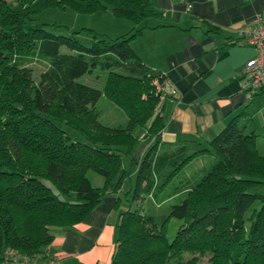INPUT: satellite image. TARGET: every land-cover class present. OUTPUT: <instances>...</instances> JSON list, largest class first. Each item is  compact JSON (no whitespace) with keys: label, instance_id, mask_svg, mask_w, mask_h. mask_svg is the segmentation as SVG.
Masks as SVG:
<instances>
[{"label":"trees","instance_id":"trees-1","mask_svg":"<svg viewBox=\"0 0 264 264\" xmlns=\"http://www.w3.org/2000/svg\"><path fill=\"white\" fill-rule=\"evenodd\" d=\"M47 9L110 12L135 27L114 40L95 37L87 48L52 33L56 24L38 23ZM158 17L152 0H0V264L9 249L39 256L55 240L54 228L81 223L107 193L122 191L133 169L138 206L129 200L120 214L111 264H198L197 255L210 264H264V154L248 124L235 119L209 144L159 152L167 79L131 46L147 28L140 26ZM62 47L78 54H62ZM35 61L47 65L38 82ZM99 65L109 69L103 90L78 82ZM102 98L124 112L126 128L100 121ZM144 139L149 145L138 157ZM204 156L212 165L179 179ZM91 171L104 179L102 187H93ZM171 200L178 203L166 214L148 211L153 201L162 207ZM173 220L178 228L169 240Z\"/></svg>","mask_w":264,"mask_h":264},{"label":"crops","instance_id":"crops-1","mask_svg":"<svg viewBox=\"0 0 264 264\" xmlns=\"http://www.w3.org/2000/svg\"><path fill=\"white\" fill-rule=\"evenodd\" d=\"M152 5L160 17L142 24L140 28H147L131 46L143 64L162 73L175 90L166 88L159 105L164 121L159 152L209 144L235 119L248 124L257 144L264 143V89L249 99L244 88V67L257 52L237 39L243 27L264 13V0H152ZM148 145L141 141L138 157ZM126 167L130 169L129 162ZM135 176L133 169L129 181ZM125 189L107 193L81 223L54 228L55 240L34 259L111 264L120 214L130 206L128 198V203L122 201Z\"/></svg>","mask_w":264,"mask_h":264},{"label":"rangeland","instance_id":"rangeland-1","mask_svg":"<svg viewBox=\"0 0 264 264\" xmlns=\"http://www.w3.org/2000/svg\"><path fill=\"white\" fill-rule=\"evenodd\" d=\"M10 1V0H7ZM38 23L40 24H56L59 27H48V29L60 36H66V37H75L81 45L84 47L90 48L97 39H107V40H114L116 38L128 35L132 32L134 28V24L130 23V21L119 18L116 16H113L110 12L106 13H97V14H91V15H84V14H78L74 12L71 9L66 10H60V9H47L41 12L38 15ZM92 30L93 33H87L85 30ZM84 30V31H83ZM97 37V39L95 38ZM62 54H68V55H77L78 53L76 51H72L66 47L61 48ZM31 68L33 69V79L38 82L40 80V76L46 71L47 65L44 63L34 62L31 65ZM112 70H116L113 68ZM109 69H103L101 65H99L97 68L93 69V72L91 74H87L81 78L78 79V82L90 86L92 88L103 90L106 78L108 75ZM158 84V83H157ZM160 85L158 84V87ZM160 89V88H159ZM98 112H99V119L100 121L106 125L111 127H123L126 128L128 124V119L123 111L118 109L111 101L107 100L106 98H102L97 106H96ZM60 127L67 133V135L74 141H84V138L77 133L76 131L66 127L65 125L60 124ZM258 148L260 149L261 153L264 154V143L259 142ZM210 156H204L200 159H196L193 162H191L187 167L183 169L181 172L179 179L183 181V179L186 177H195L199 172L210 165L211 163ZM126 164L128 162L126 161ZM88 178L93 185V187L98 188L102 186L104 179L98 175L95 172H89ZM135 183H136V176L132 178V181H129V179L125 182L126 189L125 193L122 195V201L132 200L134 195V189H135ZM132 185V186H131ZM132 190L131 195H127V192H129V189ZM173 188V187H171ZM259 193L264 195V186L261 187L259 190ZM128 200L126 201L128 203ZM134 201L132 200V203ZM148 203V200L146 201ZM178 202L176 200H171L170 202L164 204L162 207L157 206L154 201L151 203L150 206L147 208L148 211L153 212L155 214L158 213H164L167 207L170 205L177 204ZM129 205V204H128ZM125 206V211L129 209V206ZM138 205L134 202L132 205V208H136ZM146 206V204H145ZM257 207H259V204H257ZM124 211V212H125ZM178 228V221L173 220L170 224L169 230H168V238L169 240H172L176 234ZM187 259H191V255L186 256ZM198 264H210L209 256H199L197 255Z\"/></svg>","mask_w":264,"mask_h":264},{"label":"built area","instance_id":"built-area-1","mask_svg":"<svg viewBox=\"0 0 264 264\" xmlns=\"http://www.w3.org/2000/svg\"><path fill=\"white\" fill-rule=\"evenodd\" d=\"M239 41H245L256 49V56L248 61L243 73L246 77L244 88L248 98H252L264 89V13L258 15L237 33ZM157 84V82L155 83ZM165 88L173 93L175 90L171 83L166 80ZM2 264H60L56 259L37 261L16 250L9 249L4 253Z\"/></svg>","mask_w":264,"mask_h":264}]
</instances>
